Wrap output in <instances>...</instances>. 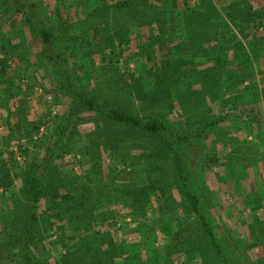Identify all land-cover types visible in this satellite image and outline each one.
I'll return each mask as SVG.
<instances>
[{
	"label": "rangeland",
	"instance_id": "rangeland-1",
	"mask_svg": "<svg viewBox=\"0 0 264 264\" xmlns=\"http://www.w3.org/2000/svg\"><path fill=\"white\" fill-rule=\"evenodd\" d=\"M23 1L58 32L64 67L81 92L176 130L201 131L216 120L203 138L176 146L232 264H264V0H213L222 16L214 25L204 17L186 23L175 9L185 1L169 0L167 43L156 23L120 7L123 0ZM233 1L257 12L256 29L231 23ZM5 7L0 0V242L9 237L7 221L29 215L26 183L49 155L41 226L29 243L35 263L83 264L72 255L89 247L118 264H222L183 190L175 151L141 127L84 108L73 113L38 36ZM216 25V39L191 44L185 35ZM180 51L191 59L179 67L188 75L169 98L152 101L156 62ZM223 62L238 73L207 83L202 74L217 77Z\"/></svg>",
	"mask_w": 264,
	"mask_h": 264
},
{
	"label": "trees",
	"instance_id": "trees-1",
	"mask_svg": "<svg viewBox=\"0 0 264 264\" xmlns=\"http://www.w3.org/2000/svg\"><path fill=\"white\" fill-rule=\"evenodd\" d=\"M173 1L175 2V0ZM182 1H185L187 8L175 7V9L181 8L183 20H185L186 23L194 22V19L204 17L205 20L202 21V23L211 21L214 25L216 24L214 19L217 17L222 18L221 14H219L217 8L214 6L213 0H193L195 2H192V5L189 4V1L192 0ZM3 2L6 6V12H11L12 15L15 13L20 14L28 23L31 31L38 36L44 55L52 62V65L59 76L61 87L65 95L72 102L71 110L73 113L79 108H84L86 110L100 112L107 115L111 119L130 126L141 127L148 132L161 136L166 145L175 151L178 161L177 171L183 190L185 191L194 212L198 216L201 226L209 237L216 254L220 257L221 263L232 264L233 261L225 252L209 216L202 208L199 195L191 186L189 176L185 170L184 158L176 146L182 142L190 141L192 138H203L208 128H211V126L216 124V120H211L210 124H208V126L201 131H195L194 128H191L190 130H176L164 120L156 119L151 115H140L139 113L128 110L126 107L109 106L98 101L95 97L81 92V90L74 86L70 79V73L67 71V68L64 67L65 63H67L69 59L66 56V52L58 50V32L40 19L39 14H37L35 9L36 4H27L23 0H3ZM169 3V0H157V2L153 0L152 3H150L149 0H123L119 3V6L129 7L133 11L141 13L143 16V20L141 21L145 22V24L156 23L159 36L163 37V39H159L167 43L168 34L166 33V23L170 20V17L173 16L171 14L173 11L170 10L168 5ZM249 7V5L242 6L241 2L233 1L227 7L226 16L233 25L237 26L239 23H246L248 26L251 25L253 29H256L257 24L255 23V19L258 15L257 12L251 10ZM259 17L264 19V14L262 13ZM197 24H199V22ZM263 25L264 20L262 21V27ZM219 31L222 32V28L219 25H216L213 31L206 32V34L200 33V35L197 36L196 32H190L187 28L185 35L189 36L191 44H198V39L202 36H204L202 38L204 41L218 38L220 33ZM191 44L184 47L182 46V51L191 49ZM238 44L241 46L239 41ZM177 48H179V46H177ZM182 51L175 53V55H177L176 58L169 56L163 58L161 62H156L157 66L154 71L155 74H151V76H153L151 79L152 88L147 90V95L152 97V101L169 98L173 95L177 84L188 75L186 73L189 72L182 73L179 70V67L188 66L192 63L190 58L185 55L183 56L181 53ZM242 58V64L245 65L248 62L247 54L243 53ZM222 65L223 66H220V68H223L224 72L219 71L217 74L218 76L212 77L211 80L207 79V77L210 76L208 73L202 74L207 83L210 82L215 85L218 83V80L219 82H224L225 76H233L232 74L235 75V73H238L239 67L233 68L231 66H227L228 69H226L224 62ZM196 75L197 74L194 76ZM137 85L139 86V82H137L135 87ZM49 157V155L45 157V159L37 166L34 174L27 180L24 195H26L31 202L29 215L23 221L13 218L11 224L7 221L4 225V229H9L7 232L9 237L2 240V242H0V246L12 237H16V239L14 241H8L6 243L5 250L0 251V264H38L37 262L35 263L33 255L29 252V243L34 239L36 232L39 231V227L41 226L37 209L39 207L40 200L45 195L46 187L48 185L47 172L50 168V165L48 164ZM67 196L65 197L67 198ZM13 230H15V233L11 232ZM85 251L87 252L85 253ZM105 254H107L106 249L91 252V249L86 247L81 250L79 255L73 254L72 258H75L77 263H81L80 260H78V256H80L82 260L85 259L83 264H118L113 258L105 256Z\"/></svg>",
	"mask_w": 264,
	"mask_h": 264
}]
</instances>
